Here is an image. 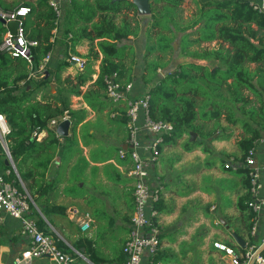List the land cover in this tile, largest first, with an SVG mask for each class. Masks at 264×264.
Returning a JSON list of instances; mask_svg holds the SVG:
<instances>
[{"label":"trees","instance_id":"1","mask_svg":"<svg viewBox=\"0 0 264 264\" xmlns=\"http://www.w3.org/2000/svg\"><path fill=\"white\" fill-rule=\"evenodd\" d=\"M111 1L72 0L65 6H71L66 10V40H62L61 45L65 59H60L53 68V54L46 68L48 78L45 75L39 83L30 78L31 74L38 71L43 59L61 42L59 38L51 41L56 28V12L49 0L25 4L31 7V13L24 20L26 35L38 42L31 49L30 61L13 58L0 50V114L6 116L11 129L9 148L20 176L18 178L12 170L7 180L23 192L25 187L21 181L29 183L27 189L39 206L36 194L45 190L47 184L41 186L35 179L45 177L61 142L49 124L52 120L61 122L68 116L77 127L87 118V110L76 112L69 98L62 99L57 95L50 94L38 100L33 84L39 87L54 81L62 82L69 96H83L90 108L101 110L98 105L106 96L104 78L107 75L117 72L123 82H133L136 52L132 45L123 41L131 36L138 37L145 23L150 25L146 30L145 68L141 80L149 87L151 117L174 126L173 134L167 136L165 142L187 134L183 144L186 151L203 147L204 153H210L205 147L207 143L230 140L235 132L242 131L235 142V151L223 154L232 155L235 162L243 163L255 141L264 136V14L255 10L250 0H194L197 10L190 18L184 17L183 0H153L152 12L146 21L140 20L132 2ZM13 26L15 33L16 23ZM178 33H186L180 39V52L189 61L179 63L173 72L162 75L159 70L168 66L176 53L174 42ZM83 41L89 45L87 57L90 63L86 71L62 80L60 73L71 67L67 62L69 53L78 54L76 46ZM98 60L101 61L100 74L94 87L83 93L82 88L95 73L92 66ZM43 130H48V135L36 139L34 133ZM191 133L198 136L194 142L190 141ZM69 138L72 137L62 140ZM225 164L224 168L228 170ZM236 171L243 173L244 188L236 203L243 225L238 234L246 238L251 228V213L246 205L251 198L249 171L245 167ZM33 181L35 184L31 183ZM39 187L40 190L35 192ZM40 207L49 222L64 234L56 216L69 223L66 209L57 205ZM31 212L40 229L52 235L59 248L72 252L57 233L46 229V222L33 205ZM221 227L224 228L222 224ZM76 233L79 234L78 230ZM226 243L234 246L235 239L232 237ZM82 245L83 241H77L73 249L79 250ZM92 261L97 263L95 259ZM146 264L168 263L157 252Z\"/></svg>","mask_w":264,"mask_h":264},{"label":"crops","instance_id":"2","mask_svg":"<svg viewBox=\"0 0 264 264\" xmlns=\"http://www.w3.org/2000/svg\"><path fill=\"white\" fill-rule=\"evenodd\" d=\"M26 3H35V0H0V8L11 11ZM1 23L3 28L0 37L6 30L5 23L2 21ZM8 28L14 31L13 23L8 24ZM59 33L60 26L56 40L59 38ZM78 54L86 58L80 52ZM100 62L92 75L94 80L92 78L89 81H93L92 84L89 86L87 84L88 89L94 87L93 83L100 74ZM71 66L74 65L71 64ZM46 78H48L47 74ZM135 92L137 96L143 94V90L139 88H136ZM107 99L105 96L102 100ZM83 103L84 108L81 110H87V118L77 127L71 121L68 137L72 138L62 140L63 137L56 133L57 126L49 124V128L53 129L57 137L61 139L60 147L54 152L45 177L40 176L35 179L41 186L47 184L45 190H40V187L34 190L35 192L41 191L36 194L40 206L47 208L50 205H57L66 209L65 214L69 223L61 221L56 216L59 226L64 229V234L49 222L41 207L35 202L34 210L46 222V229L57 233L72 251L76 250L73 249L74 243L83 241L82 247L77 251L82 252L86 260H78L76 264L81 261H85L86 264H121L125 261L123 247L130 235V222L134 210V180L129 175L133 164L129 157L122 159L119 154L121 149L127 150L128 148L129 134L126 120L123 117L113 116L121 109L112 102L108 109L98 105L101 110H93L84 99ZM103 114H110L109 122L107 118L102 120L108 124L107 129L95 127L97 117ZM65 118L70 119L68 116ZM116 123L120 124L118 130H114ZM40 133L38 140L47 136L48 130ZM187 138L188 135L184 134L181 138L167 141L165 147L162 146L160 158L151 169L152 186L159 189L160 194L158 204L151 203L150 209L157 211L156 220L161 229L158 253L168 264H172L173 258L167 254L179 250L178 247L184 242H189L192 230L196 234L204 222L203 220L196 221L195 226H189L188 230L185 229V223L194 217V208L198 206L201 199H206V195L200 191V186L195 189L189 183L191 175L183 174L181 170L183 155L192 154L200 148L196 147L193 151H186L183 144ZM8 168L6 156L1 155L0 174H5ZM14 172L20 178L17 168ZM35 181L31 183L35 184ZM22 183L30 195L27 189L29 183L23 181ZM76 189L79 190L78 193ZM31 213L30 217H32ZM33 219L36 220V218ZM86 220H89L90 228L82 231L79 223ZM216 220L221 223V219ZM21 226L20 220L4 215V222L0 225V264H16L22 252L30 247L31 240L22 235ZM92 259H95L97 263H94ZM147 261L149 257L146 258L145 264ZM32 264L55 263L48 258H38L33 260Z\"/></svg>","mask_w":264,"mask_h":264},{"label":"built area","instance_id":"3","mask_svg":"<svg viewBox=\"0 0 264 264\" xmlns=\"http://www.w3.org/2000/svg\"><path fill=\"white\" fill-rule=\"evenodd\" d=\"M72 0H49L56 12V28L53 31L52 42H55L64 8ZM251 6L264 14V0H250ZM31 13V7L23 5L11 11L0 8V20L5 23V33L1 37L0 50L13 58H26L30 61L31 49L38 45L37 41L28 39L24 20ZM16 23L14 33L8 24ZM71 37V35H69ZM53 57L49 52L41 62L37 72L30 78L40 79L47 74V65ZM68 62L79 71H84L88 60L76 53H69ZM107 98L121 110L114 117L126 119L128 129V148L121 149L122 159L129 157L132 168L129 175L134 180V210L130 222V235L123 247L125 261L121 264H145L147 257L157 254L160 248L161 229L157 223V211L150 209L151 203L159 200V189L152 186L151 169L162 153L165 138L174 132V126L168 121H156L150 115V95L148 92L136 95L135 81L123 82L117 72L104 78ZM67 118H64L65 120ZM60 122L52 120L50 126H58ZM11 129L5 115L0 114V156H6L11 165L5 174H0V225L4 215L20 220L21 233L31 240V245L24 250L16 264H32L38 258H48L55 264H75L78 260H86V256L77 250L66 252L59 248L52 235L41 230L37 221L30 217L34 201L26 190L21 191L12 185L7 177L16 170L9 148L8 136ZM41 133L36 131L34 137L39 139ZM227 169L234 171L245 167L249 171L251 198L246 205L251 213V228L245 238L243 249L236 243L234 246L215 240L213 246L228 257L230 264H264V136L255 141L243 163L233 159L225 164ZM22 182V181H21ZM79 228L87 231L89 220L81 221Z\"/></svg>","mask_w":264,"mask_h":264},{"label":"rangeland","instance_id":"4","mask_svg":"<svg viewBox=\"0 0 264 264\" xmlns=\"http://www.w3.org/2000/svg\"><path fill=\"white\" fill-rule=\"evenodd\" d=\"M182 5L184 7L183 14L185 18H190L197 10L194 0H183ZM70 7L71 6H67L64 8L63 16L60 21V33L58 37L61 39V42L55 49V62L53 61V68H56L59 61L61 62L63 58L65 59L61 45L62 40L64 42L66 40L64 37L67 27L66 10ZM149 16L150 15L140 16V20L146 21V19H149ZM149 25L150 24L147 26L146 23L143 24L142 31L138 37L131 36L130 39L123 41L125 44L132 45L135 49V78L133 81H135L136 88L143 90V93L149 91V87L144 86L141 80L145 68L143 57L147 43L146 30ZM2 28L3 24L0 21V32L2 31ZM184 34L186 33H178V37L174 42V46L175 44L177 45L175 48L176 53L171 59L168 57V59H170V64L164 69L159 70L160 74L165 75L168 72H173L179 63L189 61V59L180 52V39ZM67 41H69V39H67ZM207 45L208 44H204V46ZM209 46L213 47L215 45L209 44ZM76 50L86 56L89 64L90 61L87 57L89 54L88 42L83 41L77 46ZM100 60L98 61L100 62ZM98 61L92 66L94 70H96V66L99 64ZM85 71L86 70L79 71L76 67L69 66L60 73V76L62 80H64L68 77H76L79 73ZM41 80V78L36 79V83H39ZM92 82H89L88 86L91 85ZM36 85L33 84V88L34 95L38 100H43V98L48 97L50 94L57 95L62 99L69 98L72 109L76 112H82L81 109L84 108L83 98L81 96H69L68 89L62 82L54 81L50 85L45 84L40 85L39 87ZM88 86L82 88L83 93L88 90ZM111 105L112 103L108 99L99 102V106L104 109H108ZM104 118H107V121L109 122L110 114H103L99 116V118L97 117L95 127H98L99 129H107L108 124H105V122L102 121ZM119 126L120 124H114V130H118ZM241 133L242 131L235 132L230 140L215 141L210 144L207 143L205 147L210 150V153H204L203 147H200V150H195L197 152L194 151L192 154L183 155V164L181 165L182 173L190 174L191 177H189V183L192 187L196 189L200 186V191L206 195V199H201L198 206L194 208V217L185 223V229L188 230L189 226H195L196 221L203 220L204 222L201 224L196 234L192 230V237L189 242H184L178 247L179 250L171 251L167 254L169 257L173 258V260H171L172 264H230L228 257L224 253L216 250L213 243L218 239L223 242L231 241L232 233L234 232L238 234L243 229L240 214L236 210L237 199L244 192L242 185L243 173L229 169L225 170L224 164L229 163L231 161L230 159H234V157H232V155L226 156L223 154V152L231 154L235 151V142L240 137ZM197 139L198 136L196 140ZM166 144L167 143L165 142L163 146L165 147ZM76 192L78 193L79 190L76 189ZM216 219H223L228 222L230 230L221 227L220 221ZM214 222L216 224H214ZM67 239L70 240L68 237ZM77 264L86 263L85 261H81Z\"/></svg>","mask_w":264,"mask_h":264},{"label":"water","instance_id":"5","mask_svg":"<svg viewBox=\"0 0 264 264\" xmlns=\"http://www.w3.org/2000/svg\"><path fill=\"white\" fill-rule=\"evenodd\" d=\"M121 1H130L132 2L136 9L137 12L140 16H147L150 15L152 12V6H153V0H112V3L115 2H121ZM202 2H206L209 0H201ZM3 22V20H1ZM177 47V45L175 44V48ZM5 53V52H4ZM48 72H47V76H48ZM52 89H53V85H52ZM72 122L70 119H65L62 122L59 123V125L57 126L56 129V133L60 136V137H68L69 133H70V128H71ZM190 141L194 142L197 138V134L196 133H191L190 134ZM7 165L10 166L11 162L10 160H7ZM18 173V172H17ZM221 224L223 226H225L226 229L230 230L229 225L227 224V222L223 219H221ZM232 237L235 239V243L240 246L241 248H245L246 247V241L245 238L241 237L239 234L237 233H232Z\"/></svg>","mask_w":264,"mask_h":264}]
</instances>
